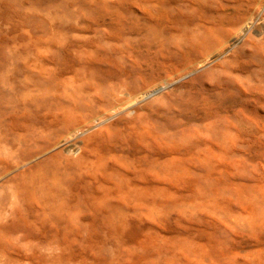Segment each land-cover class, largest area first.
<instances>
[{
  "label": "rangeland",
  "instance_id": "374dc122",
  "mask_svg": "<svg viewBox=\"0 0 264 264\" xmlns=\"http://www.w3.org/2000/svg\"><path fill=\"white\" fill-rule=\"evenodd\" d=\"M39 66L137 100L77 130L98 171L66 170L50 220L1 223L0 264H264V0H0V208L4 145L50 126L24 107Z\"/></svg>",
  "mask_w": 264,
  "mask_h": 264
},
{
  "label": "bare ground",
  "instance_id": "6f19581e",
  "mask_svg": "<svg viewBox=\"0 0 264 264\" xmlns=\"http://www.w3.org/2000/svg\"><path fill=\"white\" fill-rule=\"evenodd\" d=\"M237 40L236 37L233 38ZM213 52H208L201 63L213 62ZM40 76L43 78L38 89H27L28 101L24 107L31 108L35 112L44 109L40 114L42 119L49 118L50 126L31 128L36 133L35 140L23 152L6 148L5 160L7 170L15 172L5 182L4 188L10 194V199L5 201L0 208V224L12 223L15 220L24 224H37L50 220L52 214L62 203L65 192L61 190V178L66 170L75 166L78 173L95 174L99 168V161L94 159L90 152H84V148L77 146V130L89 128L94 122L102 124L103 121L112 117L113 113L123 111L121 119L131 120L134 112L136 95L125 93L117 88L111 87L105 94H100V89L94 82L91 89L85 90L86 80L81 77H66L57 80L51 85L53 78L52 70L45 66H39ZM154 93V92H153ZM148 91H142L147 95ZM83 104L87 112L76 113V106ZM113 122L108 125L102 124L97 129L88 133L87 139L102 134ZM53 126V128H51ZM67 152L65 155L64 152ZM79 153L74 156V153ZM29 165H25L30 162ZM27 162V163H26ZM24 164L23 169L16 168ZM39 206L42 215H31V209ZM69 221H77L78 217L73 215Z\"/></svg>",
  "mask_w": 264,
  "mask_h": 264
}]
</instances>
